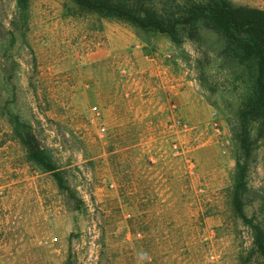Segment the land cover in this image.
Listing matches in <instances>:
<instances>
[{
	"label": "rangeland",
	"instance_id": "1",
	"mask_svg": "<svg viewBox=\"0 0 264 264\" xmlns=\"http://www.w3.org/2000/svg\"><path fill=\"white\" fill-rule=\"evenodd\" d=\"M73 6L0 0V264H242L233 128L248 81L223 38L201 27L178 44ZM11 115L78 200L28 159ZM251 158L245 211L264 222V138Z\"/></svg>",
	"mask_w": 264,
	"mask_h": 264
},
{
	"label": "trees",
	"instance_id": "2",
	"mask_svg": "<svg viewBox=\"0 0 264 264\" xmlns=\"http://www.w3.org/2000/svg\"><path fill=\"white\" fill-rule=\"evenodd\" d=\"M71 1L74 4L71 11L123 20L143 31L166 34L178 44L185 39H197L201 27L213 30L223 38V56L236 63L248 81L233 128L241 154L237 157L232 205L236 216L251 228L253 236L252 247L246 257L240 255V261L250 264L256 257L255 264H264V222L254 215L249 216L244 202L249 191L248 171L253 144L264 138V8L235 4L231 0ZM28 3L29 0H18L21 9H26ZM10 119L26 148L28 159L44 172H50L58 187L75 198L53 151L39 142L24 120L16 115H11ZM261 209L264 211V204Z\"/></svg>",
	"mask_w": 264,
	"mask_h": 264
},
{
	"label": "built area",
	"instance_id": "3",
	"mask_svg": "<svg viewBox=\"0 0 264 264\" xmlns=\"http://www.w3.org/2000/svg\"><path fill=\"white\" fill-rule=\"evenodd\" d=\"M139 256L140 257H146L147 256V253L146 252H139Z\"/></svg>",
	"mask_w": 264,
	"mask_h": 264
}]
</instances>
